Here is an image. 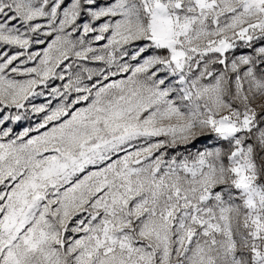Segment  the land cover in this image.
I'll list each match as a JSON object with an SVG mask.
<instances>
[{
  "label": "snow or ice",
  "instance_id": "obj_1",
  "mask_svg": "<svg viewBox=\"0 0 264 264\" xmlns=\"http://www.w3.org/2000/svg\"><path fill=\"white\" fill-rule=\"evenodd\" d=\"M0 264H264V0H0Z\"/></svg>",
  "mask_w": 264,
  "mask_h": 264
}]
</instances>
